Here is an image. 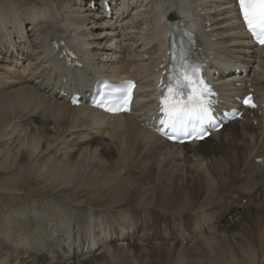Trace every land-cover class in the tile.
<instances>
[{
    "label": "bare ground",
    "instance_id": "1",
    "mask_svg": "<svg viewBox=\"0 0 264 264\" xmlns=\"http://www.w3.org/2000/svg\"><path fill=\"white\" fill-rule=\"evenodd\" d=\"M175 19L198 42L204 75L215 93V113L222 119L226 112H242L203 141L184 145L155 132L159 97L168 83L170 21ZM103 79L136 81L131 113L109 115L90 106V93ZM246 94H252L254 107L242 103ZM76 96L79 106L70 102ZM0 108L7 111L0 114V170L10 173L3 187L16 191L17 181L34 175L44 185L66 189L61 204L66 220L48 222L55 240L9 264H80L103 259L113 249L126 250L120 237L133 239L127 226L107 230L102 240L91 228L82 234L74 218L87 212L77 208L84 201L81 189L100 184L119 193L131 190L134 180L124 175L131 163L157 172L186 166L204 188L202 199H232L233 207L221 216L228 228L263 211L264 46L258 47L245 29L237 0H0ZM35 118L42 137L34 125V133L29 127L19 130L22 122ZM112 147L116 157L108 160L103 154ZM229 189H235L231 196ZM46 203L55 213L58 201ZM92 212L85 216L92 220ZM111 242L113 248L107 245ZM236 256L226 264H238ZM248 258L244 264L257 263L254 256ZM259 258L258 264H264V255Z\"/></svg>",
    "mask_w": 264,
    "mask_h": 264
},
{
    "label": "rangeland",
    "instance_id": "2",
    "mask_svg": "<svg viewBox=\"0 0 264 264\" xmlns=\"http://www.w3.org/2000/svg\"><path fill=\"white\" fill-rule=\"evenodd\" d=\"M17 1L24 2L25 0ZM28 1L32 2V0ZM21 66L23 67L24 64ZM16 107L18 108L19 105ZM5 113H7L6 110L0 111V114ZM33 125L37 130V135L42 137V124L39 118H35L33 122H22L19 130L26 132V128L29 127L30 129L27 130L32 133ZM236 144L238 142H234V145ZM228 145L231 144L228 143ZM234 145H232V149L235 147ZM114 148L112 147L105 152L104 158L114 159L116 157ZM11 152L10 156L13 161L14 153ZM182 166L178 168L179 170L177 167H173V172L171 169L168 172L164 169L157 172L154 169H146L145 166L137 163H131L126 165L128 170L124 173L130 180H134L131 190L119 193L113 187L103 188L100 184L86 190L81 189L78 195L80 194L84 201L77 208L81 214L85 210L88 212L90 206L92 209L90 207L89 212L94 211L92 220L88 218L89 212L86 211L85 214H82L84 215L83 218L79 216L80 214L74 218V220L77 218V221L80 220L79 227L82 234H86L91 228L97 233H95L96 239L105 240V236L109 235L107 230H113L112 228L115 226L122 225L128 227L133 239L127 240L120 237L123 244H128L126 250L113 249L114 252L103 259L85 260L80 264H220V261L226 264L228 261L234 260L232 256L236 255L240 261L238 264L247 263L250 260L248 258L250 255L251 257L254 256L257 261L256 264L260 263L261 258L259 257L264 255V207L261 214L260 209H258L257 213L260 217L239 219L236 221V226L228 228L221 216L233 207L232 199L224 198L222 201H213L209 198L202 199L205 194L204 188L197 184L194 176H191L193 175L192 171L188 175L189 170L186 166L183 168ZM177 171L178 173L175 174ZM166 173L170 174L166 175ZM171 174L173 177L177 175L176 179ZM9 175L10 173L0 170V264H9V260L17 257L22 259L23 256L38 251L41 244L47 243L48 239L55 240V236L52 234L55 228L49 226L48 222L55 221L53 223L58 224L66 220L61 219L64 217V206L61 207V204L65 199L63 193L66 189L56 190L52 186L44 185L42 179L30 175V177L28 176L29 181H17V185H14L16 191L11 189L10 192V188L3 187V181ZM168 178L172 181L167 180ZM166 186L169 188L166 189ZM135 189H138L139 192H134ZM227 193L231 196V193H235V189H229ZM51 199L58 201L59 207L57 206L55 213H52L49 204L46 203ZM246 201L247 199L243 198V204ZM105 207L107 209L104 211ZM109 208L112 212L108 210ZM250 208L254 213L256 209ZM58 210L59 213H56ZM56 214H59L60 217L55 216ZM60 227L62 228L61 225ZM50 228L52 229L50 230ZM233 234H236V237H233ZM211 239L214 241L213 245L208 243V240ZM113 244L114 242L107 243L112 248ZM242 247H246L244 251L241 250ZM246 249L247 252L252 251L255 254H247ZM29 250L31 251L29 252ZM27 251L29 254H26ZM37 256V258L41 257L40 255Z\"/></svg>",
    "mask_w": 264,
    "mask_h": 264
},
{
    "label": "snow or ice",
    "instance_id": "3",
    "mask_svg": "<svg viewBox=\"0 0 264 264\" xmlns=\"http://www.w3.org/2000/svg\"><path fill=\"white\" fill-rule=\"evenodd\" d=\"M238 3L248 32L264 45V0H238ZM171 60L167 87L160 97L162 118L159 124L162 127L158 131L164 132L170 139L202 138L206 135L204 125L214 121L215 93L201 75L202 65L191 62L184 48L178 54L174 50ZM130 85L131 82H126L120 87H112L105 82V89L110 88L111 91L106 94V99L101 97L98 106L114 105L108 107V111L126 107L125 97Z\"/></svg>",
    "mask_w": 264,
    "mask_h": 264
}]
</instances>
